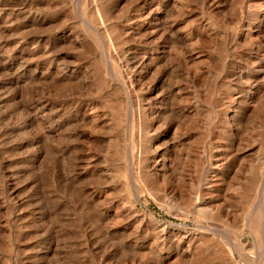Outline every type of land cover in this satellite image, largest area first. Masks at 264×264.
Segmentation results:
<instances>
[{"label":"rangeland","instance_id":"1","mask_svg":"<svg viewBox=\"0 0 264 264\" xmlns=\"http://www.w3.org/2000/svg\"><path fill=\"white\" fill-rule=\"evenodd\" d=\"M0 8V264H264V0Z\"/></svg>","mask_w":264,"mask_h":264},{"label":"bare ground","instance_id":"2","mask_svg":"<svg viewBox=\"0 0 264 264\" xmlns=\"http://www.w3.org/2000/svg\"><path fill=\"white\" fill-rule=\"evenodd\" d=\"M3 1V0H2ZM141 1V0H140ZM153 1V0H152ZM155 1V0H154ZM172 1V0H171ZM142 3V2H141ZM144 3V2H143ZM146 3V2H145ZM4 4V3H3ZM142 5H144V4H142ZM6 6V5H5ZM4 6V7H5ZM170 6V5H169ZM3 8V7H2ZM141 8V7H140ZM166 8V7H165ZM1 9V8H0ZM26 9V8H25ZM140 10V9H139ZM170 10V9H169ZM141 12H142V15H145L144 17H145V19L147 20V19H151V18H153V12L151 11V5H150V3H148L147 4V6H145L142 10H141ZM25 12H24V10L23 9H21V10H18L17 12H16V17L17 18H24V16H25ZM167 14V13H166ZM28 15V14H27ZM26 15V16H27ZM34 15V14H33ZM141 15V16H142ZM168 15V14H167ZM37 16V15H36ZM140 16V15H139ZM165 16V15H164ZM1 17H3V16H1ZM156 17V16H155ZM40 18V17H39ZM137 18H139V17H137ZM142 18V17H141ZM26 19V21L23 23V24H21V25H19V26H17V29L16 30H20V29H24V28H26L27 27V24L29 25V27L30 26H33V25H39V27L40 26H43L44 25V21L43 20H41V19H38L37 17L36 18H31V17H28V18H25ZM30 19H33V21L31 22V21H29ZM5 20V19H4ZM134 20V19H133ZM148 21V20H147ZM135 22V21H134ZM8 23V22H7ZM138 23V22H137ZM6 24V23H5ZM155 24V23H154ZM2 25V24H1ZM3 25H4V23H3ZM149 25V24H148ZM154 26V25H153ZM11 31L12 29H10L9 27H0V38L3 36L4 37V35L8 32V31ZM14 31V30H13ZM15 32V31H14ZM151 33V32H150ZM153 33V32H152ZM149 35V34H148ZM153 38V37H152ZM8 39V38H7ZM1 41V40H0ZM6 42V41H5ZM1 43V42H0ZM2 43H3V41H2ZM7 43V42H6ZM9 43H11V41L9 42ZM1 46V45H0ZM5 46V45H4ZM9 47V46H8ZM7 48V47H6ZM7 49H9V48H7ZM19 49V48H18ZM157 50V49H156ZM5 51V48H4V50L2 49V47L0 48V52L2 53H0V64H1V67H2V69L3 70H11L12 69V67L14 66V63H15V61H16V59H18V58H16V59H13L14 57L12 56V58H11V56L10 55H8V53L7 52H4ZM9 51V50H8ZM23 51V50H22ZM21 51V52H22ZM32 51V50H31ZM37 49H34L32 52H31V56L33 55V56H35L36 55V53H37ZM160 51V50H159ZM164 53V52H163ZM135 54V53H134ZM134 54H132V55H134ZM151 54H152V52H151ZM18 55V54H17ZM21 55V54H20ZM20 55H18V56H20ZM108 55V54H107ZM106 55V56H107ZM143 55V54H142ZM141 56V55H140ZM150 56V55H149ZM149 56H147V54L146 55H144L143 57H140L139 58V56H134L133 58H131L130 60H132V61H134L133 63L135 64V67L136 68H140V67H145V66H147V64H148V62L150 61V58H149ZM162 56H163V54H162ZM17 57V56H16ZM109 57H110V54H109ZM127 57V56H126ZM131 57V56H130ZM26 58V57H25ZM108 58V57H107ZM128 58V57H127ZM152 58V57H151ZM154 58V57H153ZM152 58V59H153ZM159 58H161V56L159 57ZM21 59H23V58H21ZM20 59V60H21ZM109 59V58H108ZM18 63V62H17ZM129 63V62H128ZM22 64V63H21ZM153 64H154V62H153ZM128 65H130V64H128ZM155 65V64H154ZM152 66V65H151ZM24 67V66H23ZM14 68V67H13ZM21 69H22V67H21ZM130 69H132L131 67H130ZM1 70V69H0ZM144 70V69H143ZM6 71H5V73H6ZM135 71V70H134ZM151 71V70H150ZM4 72V71H3ZM34 72V71H33ZM143 72H145V71H143ZM7 73H9V72H7ZM22 73V72H21ZM42 73V72H41ZM24 74V73H23ZM69 74L70 73H68L67 71H61L60 72V79H62V80H70V78H71V76H69ZM11 74H9V76H10ZM13 75V74H12ZM42 75V74H41ZM58 75V74H57ZM134 75H135V73H134ZM145 75H146V73H145ZM16 76V75H15ZM19 76V75H18ZM27 76H29V75H27ZM26 76V77H27ZM30 76H32V75H30ZM13 77V76H12ZM25 77V78H26ZM21 78V77H20ZM241 78V77H240ZM56 79V78H55ZM132 79V78H131ZM53 80V78H51V77H49V73L48 74H43V77H41V76H37V77H34L33 78V76H32V79H25L23 82H31V84H32V81H37L36 83H39V82H43L44 84V86L46 85V84H48V82L50 81L51 83L53 82L52 81ZM73 80V79H72ZM250 80V79H249ZM39 81V82H38ZM1 82V81H0ZM3 82V81H2ZM62 82V81H61ZM66 82V81H65ZM136 82V81H135ZM8 83V82H7ZM133 83V82H132ZM165 83V82H164ZM10 84L11 85H13L15 88H10V87H8V88H10V90H14V92H17V90H18V88L19 87H21V84H20V79H15V78H11V81H10ZM25 84V83H24ZM30 84V85H31ZM135 84V83H134ZM26 85H29V84H26ZM33 85H35V86H37V84H34L33 83ZM40 85H42L41 83H40ZM51 85V84H50ZM137 85V84H136ZM159 85V84H158ZM160 86V85H159ZM161 86H163V84L161 85ZM247 86V85H246ZM1 87V86H0ZM4 88V87H3ZM157 88V87H156ZM246 89V88H245ZM1 90V89H0ZM22 90V89H21ZM157 90V89H156ZM1 92H2V90H1ZM9 92V91H8ZM153 92V91H152ZM4 93H6V92H4ZM4 93L2 94V95H4ZM11 93H13V92H11ZM30 93V92H29ZM22 94V93H21ZM9 95H11L10 94V92H9ZM17 95V94H16ZM7 96H8V94H7ZM7 96H6V98H7ZM13 96H14V94H13ZM3 98H5L4 96H3ZM0 99H1V97H0ZM13 100V99H12ZM12 100H11V103H12ZM15 100H16V97H15ZM19 100V99H18ZM35 99H33V101H34ZM8 101V100H7ZM17 101V100H16ZM40 103V102H39ZM2 104H4V103H2ZM21 104V103H20ZM31 104V103H30ZM36 104V103H35ZM46 104V103H45ZM5 105V104H4ZM13 105V104H12ZM11 105V106H12ZM19 105V104H18ZM24 106V105H23ZM7 107V106H6ZM15 107L16 106H14V110H15ZM36 107V106H35ZM11 108V107H10ZM13 108V107H12ZM24 108H25V106H24ZM38 108V107H37ZM7 111H8V109H6ZM37 110V109H36ZM36 110H35V112H36ZM4 112H5V110H3ZM11 111V110H10ZM32 111V110H31ZM34 111V110H33ZM16 112V111H15ZM27 112H30V111H27ZM26 113V112H25ZM40 113V112H39ZM44 113H45V111H44ZM57 113V112H56ZM63 113V112H62ZM91 113V112H90ZM94 113V112H93ZM35 114V113H34ZM4 115H6V113H4ZM30 115H32V113L30 114ZM36 115V114H35ZM39 115V114H38ZM86 117H87V115H85ZM7 117V116H6ZM11 117V116H10ZM26 117V116H25ZM35 117V116H34ZM33 117V118H34ZM80 117V116H79ZM3 118L4 117H2V120H3ZM5 119V121H4V123L3 124H5V122H6V118H4ZM8 119H9V116H8ZM28 118H26V120H27ZM35 119V118H34ZM10 120V119H9ZM9 120H7V121H9ZM26 120H25V122H26ZM30 120V119H29ZM0 121H1V119H0ZM28 122V121H27ZM6 124H7V122H6ZM24 124V123H23ZM2 125V124H1ZM10 125V124H9ZM8 125V126H9ZM3 126V125H2ZM8 126H6V127H8ZM61 128V127H60ZM61 138V137H60ZM37 156V155H36ZM34 160H35V158H34ZM32 163H34V162H31V164ZM34 166V165H33ZM167 166V165H166ZM35 167V166H34ZM222 167V166H221ZM218 168H220V167H218ZM207 173V172H206ZM215 175V174H214ZM6 178V177H5ZM61 178V177H60ZM66 179V178H65ZM217 179V178H216ZM210 182V181H209ZM208 183V182H207ZM213 186V185H212ZM208 187V186H207ZM3 189V188H2ZM4 190L8 193L9 192V190H10V184L8 183V182H5L4 183ZM3 190V191H4ZM260 222V227H261V231H262V234L264 235V217H263V220H261V221H259ZM248 223V222H247ZM242 227V226H241ZM240 228V227H239ZM243 228V227H242ZM244 228H246V226L244 227ZM247 229V228H246ZM250 230V229H249ZM244 231V230H243ZM247 231V230H246ZM246 238V237H245ZM230 241V240H229ZM228 242V241H227ZM227 248H229V250H228V253H229V255H233L234 253H235V247L232 245V244H228L227 245ZM240 259V258H239Z\"/></svg>","mask_w":264,"mask_h":264}]
</instances>
